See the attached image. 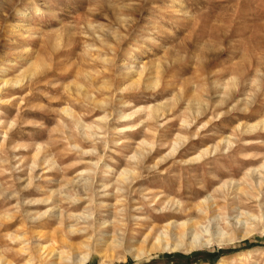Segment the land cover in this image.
Instances as JSON below:
<instances>
[{
  "label": "rangeland",
  "instance_id": "rangeland-1",
  "mask_svg": "<svg viewBox=\"0 0 264 264\" xmlns=\"http://www.w3.org/2000/svg\"><path fill=\"white\" fill-rule=\"evenodd\" d=\"M206 198L237 238L186 249ZM20 236L60 264H264V0H0V264H41Z\"/></svg>",
  "mask_w": 264,
  "mask_h": 264
},
{
  "label": "bare ground",
  "instance_id": "bare-ground-1",
  "mask_svg": "<svg viewBox=\"0 0 264 264\" xmlns=\"http://www.w3.org/2000/svg\"><path fill=\"white\" fill-rule=\"evenodd\" d=\"M5 82L7 83V80ZM151 111H152L151 115L155 116V114L158 115V113L160 112V108L152 106ZM127 116L129 115H125V117ZM251 127L252 126H248V129H250ZM128 172L124 171L123 173L121 172V174L119 175L121 178H124ZM124 180H126V178ZM198 211H199V215H198L199 218L197 219L189 218L187 220L180 222V225L178 227H182L183 232H178V231L176 232V234H180L182 235V237L190 234L191 241L189 242V245L185 247L186 249L201 248L204 246L208 247L213 244L214 240L218 241L221 244H225L227 242H233L237 238L236 235L232 233H228L227 231L223 230V228L219 225V223H217L214 227L215 229H213L212 222L217 220V218L219 217V215L215 213L216 204L213 202V200L209 198L204 199V202L198 206ZM82 216H85V215H82ZM235 218L237 219L235 222L228 221L229 226H235L234 229L238 228L237 227L238 224L243 225V223H246V222H243V219L240 215H238ZM204 220H207L208 224L204 225ZM177 223H178L177 220L169 222L166 226L167 227L166 229L168 230L169 227L173 225H177ZM77 231H79L77 227L73 225L69 226V232H77ZM246 232L250 233V231L248 230ZM17 239L19 240L21 239L22 241L21 250L24 252H28L29 254L35 252L41 264H60V261H62L65 258V255H63V252L56 250L54 246H52V242H48V241L39 242L38 241V242H35L33 246L31 242H29V240L26 239L24 236L17 237ZM260 249L262 248L261 247L255 248V250H260ZM141 253L143 254V252ZM139 255L140 254H137V256ZM88 258H89L88 255L83 256L81 259V264H85ZM0 261H2L1 256H0ZM7 264H10V263L7 262ZM221 264H227V263L222 262Z\"/></svg>",
  "mask_w": 264,
  "mask_h": 264
},
{
  "label": "trees",
  "instance_id": "trees-1",
  "mask_svg": "<svg viewBox=\"0 0 264 264\" xmlns=\"http://www.w3.org/2000/svg\"><path fill=\"white\" fill-rule=\"evenodd\" d=\"M256 246H258V245H252L251 247L254 248ZM217 255H219V254H217ZM198 260H200V259L197 258V256L193 255V256L189 257L186 262H178L177 264H195L198 262ZM166 263H170V261L169 260L163 261V262H160L159 264H166Z\"/></svg>",
  "mask_w": 264,
  "mask_h": 264
}]
</instances>
